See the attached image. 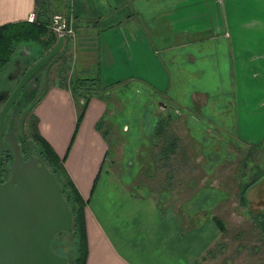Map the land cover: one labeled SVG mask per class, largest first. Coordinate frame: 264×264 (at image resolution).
Masks as SVG:
<instances>
[{
	"label": "crops",
	"instance_id": "crops-1",
	"mask_svg": "<svg viewBox=\"0 0 264 264\" xmlns=\"http://www.w3.org/2000/svg\"><path fill=\"white\" fill-rule=\"evenodd\" d=\"M34 10L35 0H0V25L29 20ZM79 21L91 23L77 48L89 57L81 62L98 55L105 85L140 81L168 97L188 65L200 69V46L223 41L241 82L235 99H245L244 118L255 90L264 106V0H72L71 23ZM107 108L92 99L74 141L77 107L69 91L50 87L35 109L40 134L88 201L87 264H198L219 238L216 224L186 231L173 209L108 168L109 144L96 128Z\"/></svg>",
	"mask_w": 264,
	"mask_h": 264
},
{
	"label": "rangeland",
	"instance_id": "rangeland-1",
	"mask_svg": "<svg viewBox=\"0 0 264 264\" xmlns=\"http://www.w3.org/2000/svg\"><path fill=\"white\" fill-rule=\"evenodd\" d=\"M75 39L73 43H78L79 38L76 36ZM75 47L76 44L71 53L80 60ZM200 47L204 48L202 52L205 56L200 69L188 65L186 79L181 82L183 84L178 86L175 80L168 97L157 98V90L144 84L130 89L121 84L112 88L109 104L106 103L109 107L104 124L110 133L111 146L107 166L112 172L125 175L132 188L153 195L162 207L173 209L185 230L192 229L199 222L211 220L213 216L224 221L226 233L217 227L219 238L209 249L216 252L215 258L207 251L199 260L200 264H264V240L238 199L243 178L242 161L251 146L264 141V106L260 105L261 96L255 90L249 95L250 101L247 103L249 118H244L241 106L245 99L242 98L240 103L235 99V90L242 88L241 82L240 79L238 83L235 82L225 42L217 41L216 44ZM21 49L28 50L32 57V49L27 46ZM40 59H32L30 65ZM11 70L9 64L0 83L4 78L7 83ZM51 77H55V72ZM132 88H137V92ZM152 105L157 117L151 115ZM144 107L147 111L141 112ZM170 112L174 113V120L167 137L178 140V149L170 167L161 168L162 163H152L154 152L168 141L162 139L161 143L152 140V131L157 119ZM254 166L264 171V150H258L252 159L248 170L250 178L255 172ZM206 187L213 195L217 190L222 202L215 208L210 207L208 212L203 209L198 215L190 216L188 210L196 206L190 202L199 188L202 190ZM248 200V210L253 214L264 213V176L250 189ZM197 208L202 207L199 205ZM218 244L225 246L223 253L217 252ZM53 245L59 253L73 259L75 245L70 236L56 237Z\"/></svg>",
	"mask_w": 264,
	"mask_h": 264
},
{
	"label": "trees",
	"instance_id": "trees-1",
	"mask_svg": "<svg viewBox=\"0 0 264 264\" xmlns=\"http://www.w3.org/2000/svg\"><path fill=\"white\" fill-rule=\"evenodd\" d=\"M66 9L67 0H35L34 21L24 20L0 25V79L7 66L14 60H16V55L19 48L27 46L28 48L32 49V59L36 60L39 58H43L57 45L58 39L51 28L52 17L55 14H63L66 16ZM89 24L91 23H82L81 21H79L77 27L73 26L76 30L79 42L80 37L85 36V34L83 33L80 34V31H82V29L84 28H87ZM75 40L70 39L66 47L60 52L59 56L56 57L57 63L55 65L54 71L55 77L51 78L50 81V87H57L69 91L77 107L76 129L72 141H74L76 138V135L85 118L87 109L92 99L98 98L109 104L111 91L115 86L121 84L123 85V87L130 89V87L132 86L136 87L140 84H144L140 81L119 82L115 85L103 84L101 79L100 62L98 60V55L95 54V56H93L94 58L92 57L89 61H87V63L81 62L87 56H85V54L79 53V49H77L79 47V42L73 43ZM74 44H76L77 46L75 47L77 50V54L79 55V57L81 56L80 60L78 59V57H76L75 59L71 53ZM130 84L132 85L130 86ZM144 85L147 86L146 84ZM133 91H135L136 93L137 88L133 89ZM163 94L164 93L159 91L156 92L157 98L164 97ZM155 110V107L152 105L151 115H157ZM142 111L146 112L147 110L144 107L142 108L141 112ZM173 114H171L170 112V114H167V116L157 119L153 126L154 131H152V140L159 141L161 143L162 139H164L165 142L168 141L167 143H165V145H161V147H158V151L154 152V159L152 163L154 162L155 165L162 163L161 168H165L168 166L170 167V162L173 159V155L176 154V151L178 149V140L175 137H167L169 132L168 130L174 120L172 117ZM105 116L106 114L97 123L96 128L99 132L102 133L110 146V133L108 129H105L104 126ZM38 124L39 120L37 116L32 115L28 123V132L31 136V143L38 151L41 159L45 162L47 167L55 175L56 179L61 185L62 193L73 215V231L70 233L61 232L56 236L58 237L67 235L72 238L75 245V253L73 259H71L67 254L59 253L54 248V245L53 248L59 255L66 256L69 259V264H87L89 250L85 212L88 201H86L81 196L76 185L69 177L64 166V160L60 159V157L54 151L53 147L40 134ZM154 148L157 147L154 146ZM258 150H264V141L259 145L251 146L250 150H248L246 156L242 161L241 169L243 171V178L242 182L239 185L238 199L240 206L243 209L247 210L255 223L256 229L260 232V236L264 240V213L259 212L253 214L250 210H248V192L253 186L259 183L264 176V171L261 167L258 166L253 167L255 168V172L252 177L250 178V176H248L250 164ZM110 153L111 148H109L107 152V157L110 155ZM221 202L222 199L220 197V193L217 190L213 195L212 191H210L208 187L202 190L199 188V190L196 192V195L190 202L192 203V205L195 203L196 206L194 207V209L188 210V214L190 216H195L198 215L203 209L206 210L205 212H208L207 210L210 207L215 208V206H217ZM199 205L202 208L198 209L197 207ZM211 220L216 224V226L222 233H226V225L224 221H222V219L217 216H213ZM203 223L199 222V224L197 223V225L193 226V228L198 227ZM188 230H190V228ZM217 247V252L223 253V251L225 250V246L222 244H218ZM208 255H211L212 258H215L216 252L208 250Z\"/></svg>",
	"mask_w": 264,
	"mask_h": 264
},
{
	"label": "water",
	"instance_id": "water-1",
	"mask_svg": "<svg viewBox=\"0 0 264 264\" xmlns=\"http://www.w3.org/2000/svg\"><path fill=\"white\" fill-rule=\"evenodd\" d=\"M71 1L67 0L66 9L69 23ZM69 41L60 38L57 45L20 80L2 115L0 150L4 146L1 137L4 114L13 106L28 82L50 62H56L55 58ZM49 89L48 80L44 93L25 117ZM7 146L14 150L15 162L10 180L5 184L0 183V264H68L67 258L60 256L53 248V240L59 233L73 231V215L61 185L42 159L32 155L29 161H24L11 131L6 135Z\"/></svg>",
	"mask_w": 264,
	"mask_h": 264
},
{
	"label": "flooded vegetation",
	"instance_id": "flooded-vegetation-1",
	"mask_svg": "<svg viewBox=\"0 0 264 264\" xmlns=\"http://www.w3.org/2000/svg\"><path fill=\"white\" fill-rule=\"evenodd\" d=\"M27 51V52H26ZM19 55L16 56V60L10 64L12 72L8 75L7 83L5 84V78L0 83V128L2 122V115L5 111V106L10 96L17 88L20 80L25 73L33 67L30 62L32 60L31 53L26 49L18 51ZM18 54V53H17ZM56 59V58H55ZM53 61V60H52ZM50 62L45 68H43L38 74H36L24 87L21 95L18 97L13 106L8 110L6 115L4 114L3 120V133L1 135L4 146L0 150V183L5 184L11 178V168L15 162L14 150L11 147H5L6 135L11 131L16 137L19 151L24 161H29L33 155L39 159L41 157L36 153V149L31 144V136L27 130V122L35 115V109L25 117L30 107L36 103L45 91L47 81H51V74L55 71V65ZM5 72V71H4ZM15 83L12 87L9 84ZM1 130V129H0ZM1 132V131H0Z\"/></svg>",
	"mask_w": 264,
	"mask_h": 264
},
{
	"label": "built area",
	"instance_id": "built-area-1",
	"mask_svg": "<svg viewBox=\"0 0 264 264\" xmlns=\"http://www.w3.org/2000/svg\"><path fill=\"white\" fill-rule=\"evenodd\" d=\"M34 18L35 16L32 15L29 21H34ZM51 28L58 40L60 38L74 40L77 36L76 30L72 23H69L66 16L63 14H56L53 17Z\"/></svg>",
	"mask_w": 264,
	"mask_h": 264
}]
</instances>
